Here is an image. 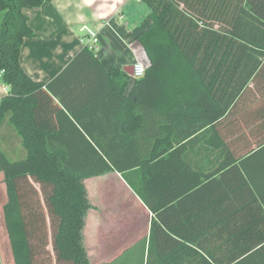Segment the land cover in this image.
Segmentation results:
<instances>
[{"label": "trees", "instance_id": "1", "mask_svg": "<svg viewBox=\"0 0 264 264\" xmlns=\"http://www.w3.org/2000/svg\"><path fill=\"white\" fill-rule=\"evenodd\" d=\"M44 1L0 0V76L9 87L0 98V172L13 264H90L84 179L108 171L152 213L146 264H238L257 252L259 207L217 124L226 79L235 80L246 53L264 54V0H141L147 27L135 38L145 71L123 72L120 84L117 68L86 46L49 81L23 70L21 44L34 36L25 10ZM96 74L99 98L139 118L134 132L93 137L86 100Z\"/></svg>", "mask_w": 264, "mask_h": 264}, {"label": "crops", "instance_id": "2", "mask_svg": "<svg viewBox=\"0 0 264 264\" xmlns=\"http://www.w3.org/2000/svg\"><path fill=\"white\" fill-rule=\"evenodd\" d=\"M132 1L143 3L137 0H46L38 7L26 9L34 36L22 41L21 67L35 80L46 82L54 78L84 46L79 28L85 24L98 32L99 41L92 49L94 55L105 68H117L116 80L120 84L126 78L122 77L123 72L127 73L125 69L131 71L129 66L136 61L146 62L145 51L135 36L147 27L144 20L149 8L145 5L146 9L143 6L130 9ZM1 16L0 11V20ZM241 64L243 67L236 70L235 80L228 84L226 79V111L217 127L226 145V155H233L255 196L259 207L256 217L261 220L259 229L264 233V54L246 53ZM97 75L92 77V94L86 100L91 111L96 112L88 116L87 121L93 137L118 138L134 132L139 118L123 116L119 113L121 103L104 102L99 98L104 84ZM8 89L0 76V98ZM128 89L129 84H126L125 90ZM6 131V126L0 128L2 134ZM0 148H4L1 141ZM209 153L210 162H215L217 151L212 149ZM3 177L0 172V215L4 223L2 208L7 195ZM94 177L98 178L94 182L99 184L97 188L102 193L97 201L90 200L91 187L86 184L87 178L84 179L90 206L83 226V244L89 263L146 264L152 213L120 173L108 171ZM108 179L118 191L116 200L113 192L107 193ZM247 201L243 196L242 202ZM253 213L242 210L241 217H253ZM4 229L6 233L5 223ZM257 248V252L248 254L238 264H264V243Z\"/></svg>", "mask_w": 264, "mask_h": 264}, {"label": "rangeland", "instance_id": "3", "mask_svg": "<svg viewBox=\"0 0 264 264\" xmlns=\"http://www.w3.org/2000/svg\"><path fill=\"white\" fill-rule=\"evenodd\" d=\"M141 6H143L146 9V6L144 3L139 4V3H136L135 1H132L129 8L131 9V8H136V7H141ZM97 179L98 178H95L94 176L88 177L86 179V184L87 185L89 184V186L91 187V189H90L91 194L89 195L91 201H97L99 198V195L102 194L97 188L98 187L97 185H99V184H97V182H94ZM90 182H92V183H90ZM113 183L114 182L111 181L110 179L107 180V186H109V184H110V187H111V188L110 187L108 188L107 193L113 192V195L116 196L115 197V200H116L118 197V191L116 190V187L113 186L114 185ZM89 206H90V204H89ZM53 261H54V257H53ZM0 264H13L12 253H11V249L9 246L7 235L5 233L4 223L1 219V215H0Z\"/></svg>", "mask_w": 264, "mask_h": 264}, {"label": "built area", "instance_id": "4", "mask_svg": "<svg viewBox=\"0 0 264 264\" xmlns=\"http://www.w3.org/2000/svg\"><path fill=\"white\" fill-rule=\"evenodd\" d=\"M79 31L81 32L80 40L83 45L90 49H93L99 41L97 30L83 24L82 26H80ZM144 71L145 64L142 61L134 62V64L132 65L133 76L140 77L144 74Z\"/></svg>", "mask_w": 264, "mask_h": 264}, {"label": "water", "instance_id": "5", "mask_svg": "<svg viewBox=\"0 0 264 264\" xmlns=\"http://www.w3.org/2000/svg\"><path fill=\"white\" fill-rule=\"evenodd\" d=\"M131 67H132V66H129V69H132ZM125 70H126V72H127L129 75L133 76V72H132V70H131V71H128L127 69H125Z\"/></svg>", "mask_w": 264, "mask_h": 264}]
</instances>
